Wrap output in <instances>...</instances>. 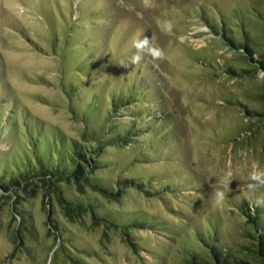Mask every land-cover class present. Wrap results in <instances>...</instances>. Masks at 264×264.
<instances>
[{
	"label": "rangeland",
	"instance_id": "obj_1",
	"mask_svg": "<svg viewBox=\"0 0 264 264\" xmlns=\"http://www.w3.org/2000/svg\"><path fill=\"white\" fill-rule=\"evenodd\" d=\"M152 3L0 0V164L21 150L25 119L88 145L83 133L105 121L110 98L127 96L112 118L137 126L132 140L103 151L92 175L120 196L76 186L66 193L93 199L100 216L136 224L130 235L90 214L67 216L41 184L0 186V264H189L194 251H208L199 236L210 232L234 250L249 245L242 208L264 199V189H246L253 167L264 170V72L228 74L254 66L215 31L264 44V0ZM165 21L171 34L161 31ZM143 36L167 58L145 54L130 65L132 40ZM95 98L99 120L87 124ZM14 116L20 125L2 135ZM229 171L231 189L216 207L218 180ZM130 177L147 184L121 186Z\"/></svg>",
	"mask_w": 264,
	"mask_h": 264
},
{
	"label": "trees",
	"instance_id": "obj_2",
	"mask_svg": "<svg viewBox=\"0 0 264 264\" xmlns=\"http://www.w3.org/2000/svg\"><path fill=\"white\" fill-rule=\"evenodd\" d=\"M259 17L264 20V16ZM220 31H215L216 35L225 38L234 51L241 52L245 64L248 62L254 66L251 69H248L246 65L241 67L240 70L244 75H240L234 68L227 67L226 72L228 74L248 77L259 71L264 72V44L256 43L246 33L241 38L235 39L229 37L230 33L226 31L225 27H221ZM110 99V110L105 121H100L97 127L83 133V139L90 143L88 145L67 138L61 131L48 133L43 127L38 126L36 128L30 124L29 120L25 119L22 125L26 141L16 140L15 145H19L21 150L17 152L18 154L12 152L8 158L12 162L11 164L15 165L16 172L9 170L11 164L8 162L10 161L1 162V188L7 191L12 188H21L22 185L27 187L34 183L41 184L48 193L54 195L67 216L90 214L97 225L105 224L108 228H119L121 225L120 228L123 229L125 236H129L131 226L136 224H131L128 221L120 224L119 220L112 218L109 213L103 216L98 215L93 199L78 198L77 196L68 197L66 195V193L71 192L69 190L71 186H76L79 189L91 187L105 197L121 195V193H116L113 187L109 188L100 180L92 177L100 168L99 158L103 151L107 147L132 140L137 130L134 122L125 126H118L112 118L114 112L125 107L124 101L128 102L129 98L122 96L121 98L111 97ZM90 105L85 110L84 120L87 124L98 119V111L102 109L96 98L92 100ZM16 117L10 118L9 122L4 125L1 130L2 135H6L7 131L18 127L19 121ZM106 136L107 138H105ZM136 155L139 153L136 152ZM63 184L68 185V188L63 187ZM146 184V181L140 182V180L130 177L123 180L121 186L144 188ZM79 191L83 193L81 190ZM242 212L250 227V230L245 232L249 245L243 247L244 251L234 250L218 239L216 232L213 234L210 232L206 238L199 236L201 243L207 247L208 251L203 253L194 251L190 254L189 264H264V207H256L253 211L249 206L243 205ZM48 215L49 223L53 225L51 214ZM53 227L58 229L54 225Z\"/></svg>",
	"mask_w": 264,
	"mask_h": 264
},
{
	"label": "clouds",
	"instance_id": "obj_3",
	"mask_svg": "<svg viewBox=\"0 0 264 264\" xmlns=\"http://www.w3.org/2000/svg\"><path fill=\"white\" fill-rule=\"evenodd\" d=\"M118 4L122 3V0H117ZM142 6L147 9L153 7L152 0H142ZM139 15V13H137ZM173 29V24L170 21H165L161 29L165 34H171ZM151 39L146 36L143 38H134L132 40V47L136 50L131 57L130 65H138L143 60L145 54L152 57L153 60L163 61L165 60L166 54L163 49L159 47H154L150 43ZM125 67L129 65H124ZM232 173L229 171L219 178V187L214 192L213 203L216 207H221L224 205L227 197V192L231 189L232 184ZM246 189L248 192L255 194L256 192L264 189V170L260 169L258 166H254L252 171L248 174V182L246 184ZM255 207H264V199L257 198L253 202ZM254 211V208H253Z\"/></svg>",
	"mask_w": 264,
	"mask_h": 264
}]
</instances>
